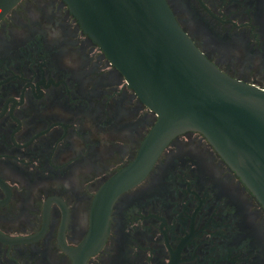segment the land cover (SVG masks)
I'll list each match as a JSON object with an SVG mask.
<instances>
[{
  "label": "flooded vegetation",
  "instance_id": "obj_1",
  "mask_svg": "<svg viewBox=\"0 0 264 264\" xmlns=\"http://www.w3.org/2000/svg\"><path fill=\"white\" fill-rule=\"evenodd\" d=\"M166 2L218 69L264 89V0ZM156 122L64 0L18 2L0 19V264H264V205L196 131L93 235L99 191Z\"/></svg>",
  "mask_w": 264,
  "mask_h": 264
},
{
  "label": "water",
  "instance_id": "obj_2",
  "mask_svg": "<svg viewBox=\"0 0 264 264\" xmlns=\"http://www.w3.org/2000/svg\"><path fill=\"white\" fill-rule=\"evenodd\" d=\"M21 0H0L2 19ZM83 30L157 115L136 158L93 207L104 238L112 207L149 174L178 135L203 134L264 205V89L218 69L180 27L166 0H64Z\"/></svg>",
  "mask_w": 264,
  "mask_h": 264
},
{
  "label": "clouds",
  "instance_id": "obj_3",
  "mask_svg": "<svg viewBox=\"0 0 264 264\" xmlns=\"http://www.w3.org/2000/svg\"><path fill=\"white\" fill-rule=\"evenodd\" d=\"M64 188H65V189H68V188H70V185H69L68 183H65V184H64Z\"/></svg>",
  "mask_w": 264,
  "mask_h": 264
}]
</instances>
